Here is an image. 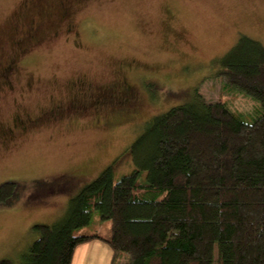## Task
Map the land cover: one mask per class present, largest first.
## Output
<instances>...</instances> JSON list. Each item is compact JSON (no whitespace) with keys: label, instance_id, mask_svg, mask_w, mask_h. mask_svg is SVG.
Segmentation results:
<instances>
[{"label":"rangeland","instance_id":"rangeland-1","mask_svg":"<svg viewBox=\"0 0 264 264\" xmlns=\"http://www.w3.org/2000/svg\"><path fill=\"white\" fill-rule=\"evenodd\" d=\"M241 35L264 45V0H0V187L21 185L15 204L0 207V261L21 264L36 224L62 219L147 122L195 90L242 122L260 117L257 100L216 77L214 61ZM152 81L162 90L151 94ZM114 167L115 182L136 168L130 159ZM111 227L93 210L77 234L110 240ZM112 259L94 240L72 264ZM130 260L121 253L115 264Z\"/></svg>","mask_w":264,"mask_h":264},{"label":"trees","instance_id":"trees-1","mask_svg":"<svg viewBox=\"0 0 264 264\" xmlns=\"http://www.w3.org/2000/svg\"><path fill=\"white\" fill-rule=\"evenodd\" d=\"M239 38L214 61L216 77L257 100L261 116L242 122L195 90L186 105L147 122L122 158L69 201L62 219L36 224L39 239L21 264H72L94 240L110 245L111 264L121 253L131 256L127 264H214L216 245L220 264H264V45ZM147 87L162 90L154 81ZM124 159L136 168L115 182L114 166ZM20 190L16 182L1 185L0 207L13 206ZM93 210L112 223L110 240L77 234Z\"/></svg>","mask_w":264,"mask_h":264},{"label":"flooded vegetation","instance_id":"flooded-vegetation-1","mask_svg":"<svg viewBox=\"0 0 264 264\" xmlns=\"http://www.w3.org/2000/svg\"><path fill=\"white\" fill-rule=\"evenodd\" d=\"M9 73H10V71H9V70H7L6 72H4V74H5V77H4V78H6V79H7V76L9 75Z\"/></svg>","mask_w":264,"mask_h":264}]
</instances>
